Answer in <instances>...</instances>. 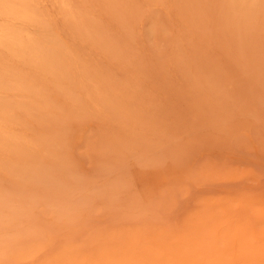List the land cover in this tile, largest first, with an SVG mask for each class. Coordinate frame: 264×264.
<instances>
[{"label":"rangeland","instance_id":"1","mask_svg":"<svg viewBox=\"0 0 264 264\" xmlns=\"http://www.w3.org/2000/svg\"><path fill=\"white\" fill-rule=\"evenodd\" d=\"M0 264H264V0H0Z\"/></svg>","mask_w":264,"mask_h":264},{"label":"bare ground","instance_id":"2","mask_svg":"<svg viewBox=\"0 0 264 264\" xmlns=\"http://www.w3.org/2000/svg\"><path fill=\"white\" fill-rule=\"evenodd\" d=\"M21 33V32H20Z\"/></svg>","mask_w":264,"mask_h":264}]
</instances>
